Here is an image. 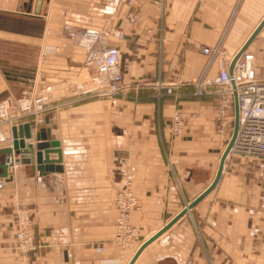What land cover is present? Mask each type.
<instances>
[{
    "label": "crops",
    "instance_id": "0c3cea01",
    "mask_svg": "<svg viewBox=\"0 0 264 264\" xmlns=\"http://www.w3.org/2000/svg\"><path fill=\"white\" fill-rule=\"evenodd\" d=\"M263 21L264 0H0V102L41 97L47 110L23 123L25 142L36 149L40 134L62 155L59 170L19 163L10 172L0 190V264H264V162L243 158L226 159L216 188L137 256L212 185L233 136L231 120L217 134L215 91L196 96L195 82L218 72L200 49L234 59L247 45L264 78ZM83 29L123 33L108 45L119 50L125 83L140 85L133 98L96 96L103 83L73 38ZM159 83L172 94L158 98ZM177 112L185 127L172 138ZM10 132L0 128V150ZM128 181L140 237L123 247L115 201ZM16 201L34 212L37 249L25 257L15 250Z\"/></svg>",
    "mask_w": 264,
    "mask_h": 264
},
{
    "label": "built area",
    "instance_id": "2783aa9c",
    "mask_svg": "<svg viewBox=\"0 0 264 264\" xmlns=\"http://www.w3.org/2000/svg\"><path fill=\"white\" fill-rule=\"evenodd\" d=\"M134 0H129L131 4ZM158 4V3H157ZM110 36L122 39L120 31L105 32L96 29H83L73 33L75 42L85 52L84 66L93 69L103 83L96 96L110 99L115 97L130 99L131 93L137 91L140 85L127 84L124 81L120 67V53L116 47L108 45ZM201 53L209 58L207 70L214 62L218 63V72L212 78L203 75L195 82L196 96L210 95L214 90L220 97L216 113V127L219 136L225 135L229 120L235 123V101L238 104V129L234 143L229 151L227 159L243 158L250 161L264 162V78L259 76V68L256 63V55L253 52L244 51L234 62V59H226L221 47L210 49L203 47ZM158 98L163 95V89L167 94H172L173 86L157 85ZM47 107L41 97L16 98L10 96L0 102V124L10 128H18L27 116H37L44 113ZM232 122V123H233ZM185 117L177 112L172 120L171 136L180 137L184 131ZM234 132V128H232ZM6 142H13L12 133L4 136ZM9 146V147H10ZM9 175L0 178V190H3L11 181V171L16 168L12 156L7 158ZM130 182L119 193L115 201L118 211L116 223V241L121 246H127L138 240L137 231L129 223L130 210L136 207V200L130 188ZM20 212L16 240L19 249L23 253L35 251L36 245L29 232L31 227V215L28 209L18 203ZM185 264H195L188 259Z\"/></svg>",
    "mask_w": 264,
    "mask_h": 264
},
{
    "label": "water",
    "instance_id": "95a60500",
    "mask_svg": "<svg viewBox=\"0 0 264 264\" xmlns=\"http://www.w3.org/2000/svg\"><path fill=\"white\" fill-rule=\"evenodd\" d=\"M25 12L29 13L30 12V6L27 5L25 8ZM264 24V21L262 22ZM261 24V26H262ZM256 34L251 36L249 39L248 43L253 40ZM247 45L236 55L234 62L239 58V56L246 51ZM234 132L232 139L225 150L221 162H220V167L217 173V176L212 183V185L196 200L194 203L190 204L188 208L183 211L178 217H176L173 221H171L161 232H159L157 235L153 236L149 241L144 243L141 248L139 249L137 256L139 253L152 241H154L158 236H160L164 231H166L168 228H170L179 218H181L183 215L186 214V212L191 209L195 204H197L199 201H201L203 198H205L209 193H211L216 186L218 185L222 173H223V167L224 163L228 157L229 151L234 143L236 132L238 129V104L237 101H235V123H234ZM12 137H13V142L12 145L6 149H1L0 150V155H5V161L2 163L0 162V170L2 173H0V178H7L9 175V167L12 165L8 164V156H15L17 159L15 160L16 164H27L31 165L33 170H38V171H44V172H52L54 170H59L58 166L62 162V155H61V150L59 149L58 143L56 142H47L44 141V139L39 135H37L36 140L37 142H40L35 146L33 143H28L26 144L25 138L26 139H31V130L29 125H21L18 128H12L11 130ZM51 154H56L57 158L52 160L50 158ZM124 156V155H123ZM126 156V155H125ZM19 158V159H18ZM56 165V166H55ZM136 256V257H137ZM132 264V263H131Z\"/></svg>",
    "mask_w": 264,
    "mask_h": 264
},
{
    "label": "rangeland",
    "instance_id": "374dc122",
    "mask_svg": "<svg viewBox=\"0 0 264 264\" xmlns=\"http://www.w3.org/2000/svg\"><path fill=\"white\" fill-rule=\"evenodd\" d=\"M131 97L133 98V96H132V94H131ZM39 115H37V116H27V117H25L23 120H21V122L22 123H24L25 121H27L29 118H35V117H38ZM23 125V124H22ZM2 127H7L6 125H1L0 124V128H2ZM9 130H10V128H9ZM10 134H11V132H10ZM9 136V135H8ZM5 141H6V139H5ZM12 173L15 171V169H13V170H10ZM131 184V183H130ZM126 186V185H125ZM130 188H131V185H130ZM132 191V190H131ZM133 194V193H132ZM134 196V195H133ZM134 198H135V200H136V204H137V206L136 207H133L130 211H132V210H134V209H137V207H138V201H137V199H136V197L134 196ZM18 203H20L24 208H26V209H28L29 210V212H30V215H31V223H32V225H31V227L29 228V232H30V234H31V236H32V230H33V226H34V212H33V210L31 209V208H29V207H27L26 205H24L22 202H20V201H16L15 202V204H14V221H15V224H16V231L18 230V220H19V215H18V213L20 212V210H19V206H17L18 205ZM131 213V212H130ZM130 215V214H129ZM136 230V229H135ZM16 231H15V240H16ZM137 231V230H136ZM137 237H138V239H139V237H140V235H139V233H138V231H137ZM33 237V236H32ZM33 241H34V239H33ZM35 243V242H34ZM36 245V244H35ZM36 248H37V245H36ZM15 250L16 251H18L20 254H21V257H25L26 255H28L29 256V254L30 253H32V252H34V251H32V252H28V253H23L20 249H19V247H18V243H17V240H16V244H15ZM27 256V257H28ZM191 259V258H190ZM192 260V259H191ZM193 261V260H192ZM194 262V261H193ZM195 263V262H194Z\"/></svg>",
    "mask_w": 264,
    "mask_h": 264
},
{
    "label": "bare ground",
    "instance_id": "6f19581e",
    "mask_svg": "<svg viewBox=\"0 0 264 264\" xmlns=\"http://www.w3.org/2000/svg\"><path fill=\"white\" fill-rule=\"evenodd\" d=\"M12 159L14 160V155L12 156Z\"/></svg>",
    "mask_w": 264,
    "mask_h": 264
}]
</instances>
